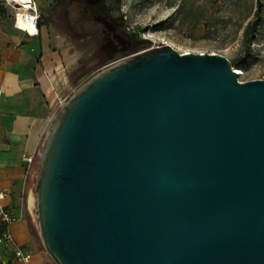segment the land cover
Returning <instances> with one entry per match:
<instances>
[{
    "label": "water",
    "instance_id": "obj_1",
    "mask_svg": "<svg viewBox=\"0 0 264 264\" xmlns=\"http://www.w3.org/2000/svg\"><path fill=\"white\" fill-rule=\"evenodd\" d=\"M55 264H264V78L152 48L76 91L25 185Z\"/></svg>",
    "mask_w": 264,
    "mask_h": 264
},
{
    "label": "rangeland",
    "instance_id": "obj_2",
    "mask_svg": "<svg viewBox=\"0 0 264 264\" xmlns=\"http://www.w3.org/2000/svg\"><path fill=\"white\" fill-rule=\"evenodd\" d=\"M68 0H33L40 16V25H50L49 39L68 68L78 91L95 76L106 70L98 51L97 39L86 32L78 35L61 27L62 14L56 10ZM131 33L140 31L136 44L126 55H133L150 46L175 47L178 52L208 53L225 56L233 68L239 69L240 82L264 78V6L252 41L244 38L243 31L257 12V0H112ZM0 38L14 29L17 10L7 0H0ZM122 57V56H119ZM73 92V91H72ZM71 92V93H72ZM69 94L68 100L75 93ZM6 152L0 144V189L11 193L4 201L20 210L22 220L15 228L19 244L33 256L32 264H55L46 252L38 232L28 214L25 185L30 164L35 155L5 160ZM3 157V159H1ZM20 159V160H19ZM9 180H14L9 184ZM15 264L8 251L0 249V264Z\"/></svg>",
    "mask_w": 264,
    "mask_h": 264
},
{
    "label": "crops",
    "instance_id": "obj_3",
    "mask_svg": "<svg viewBox=\"0 0 264 264\" xmlns=\"http://www.w3.org/2000/svg\"><path fill=\"white\" fill-rule=\"evenodd\" d=\"M49 29V24L41 26L36 36L12 29L0 38V144L7 152L5 160L14 154L20 159L34 154L61 109L59 101L75 92L74 80L49 39ZM2 191L8 202L11 193ZM20 222L12 226L14 237Z\"/></svg>",
    "mask_w": 264,
    "mask_h": 264
},
{
    "label": "flooded vegetation",
    "instance_id": "obj_4",
    "mask_svg": "<svg viewBox=\"0 0 264 264\" xmlns=\"http://www.w3.org/2000/svg\"><path fill=\"white\" fill-rule=\"evenodd\" d=\"M56 11L62 14L61 27L97 39L102 60H110L107 64L128 57L127 52L141 42L128 30L112 0H68Z\"/></svg>",
    "mask_w": 264,
    "mask_h": 264
},
{
    "label": "built area",
    "instance_id": "obj_5",
    "mask_svg": "<svg viewBox=\"0 0 264 264\" xmlns=\"http://www.w3.org/2000/svg\"><path fill=\"white\" fill-rule=\"evenodd\" d=\"M32 11L35 13V22H36V25L38 26L40 16H39L36 8ZM152 48H159V46L156 47L153 45V46H150V47H148L142 51H139L135 54L142 53V52L149 50V49H152ZM135 54H133V55H135ZM130 56H132V55H130ZM130 56H128V57H130ZM128 57H126V58H128ZM126 58H124V59H126ZM124 59L112 62V63L108 64L107 67L109 68V67L121 62ZM67 101H68L67 98L60 100L59 101L60 108H62L67 103ZM6 197H7L6 193L3 192L2 190H0V222H2L5 225V229L2 233V235L0 236V245H3V246L10 248L12 250L14 259L18 262V264H32L31 263L32 255L22 245H19L16 242L14 234L12 232V226L22 220L21 213L20 212L18 214L14 213V210L11 207H9L8 205H6V206L3 205V202L5 201Z\"/></svg>",
    "mask_w": 264,
    "mask_h": 264
},
{
    "label": "bare ground",
    "instance_id": "obj_6",
    "mask_svg": "<svg viewBox=\"0 0 264 264\" xmlns=\"http://www.w3.org/2000/svg\"><path fill=\"white\" fill-rule=\"evenodd\" d=\"M7 1L17 10L13 24L14 29L30 36L38 35L39 30L35 22V13L32 11L35 8L37 9V7L34 5L33 0H25L24 4L19 3L18 0ZM21 20H23V24H21ZM169 46L175 49L172 45ZM236 70L238 74H242L239 69Z\"/></svg>",
    "mask_w": 264,
    "mask_h": 264
},
{
    "label": "trees",
    "instance_id": "obj_7",
    "mask_svg": "<svg viewBox=\"0 0 264 264\" xmlns=\"http://www.w3.org/2000/svg\"><path fill=\"white\" fill-rule=\"evenodd\" d=\"M263 6H264V0H257V6H256L257 7L256 8L257 12H256V15L254 16L253 20H250L247 23V25L245 26L244 31H243L244 38L247 41H252L254 39L255 35H256L257 28H258V26L260 24V19H261V15H262ZM2 12H3V8H2V6H0V14H2ZM37 27H38V30H40V28H41L40 19H39V23H38ZM132 35L135 38H138L140 36V31L132 33ZM9 207H11V205ZM11 208L13 209V207H11ZM4 229H5V225L2 222H0V236L2 235ZM0 249L10 252V254L12 255L13 262L15 264H18V262L14 259L13 252H12V250L10 248H7V247H5L3 245H0Z\"/></svg>",
    "mask_w": 264,
    "mask_h": 264
},
{
    "label": "clouds",
    "instance_id": "obj_8",
    "mask_svg": "<svg viewBox=\"0 0 264 264\" xmlns=\"http://www.w3.org/2000/svg\"><path fill=\"white\" fill-rule=\"evenodd\" d=\"M19 3L24 4L25 0H18ZM21 24H23V20H21Z\"/></svg>",
    "mask_w": 264,
    "mask_h": 264
}]
</instances>
